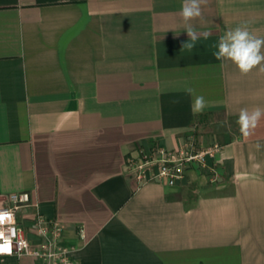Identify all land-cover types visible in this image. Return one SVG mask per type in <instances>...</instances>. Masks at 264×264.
<instances>
[{
  "label": "crops",
  "instance_id": "1",
  "mask_svg": "<svg viewBox=\"0 0 264 264\" xmlns=\"http://www.w3.org/2000/svg\"><path fill=\"white\" fill-rule=\"evenodd\" d=\"M182 2L0 0V200L30 193L18 219L33 245L41 215L80 264H264V119L251 136L236 123L264 110V72L213 55L245 22L264 38V0H208L192 49ZM188 140L222 149L175 185L129 170Z\"/></svg>",
  "mask_w": 264,
  "mask_h": 264
},
{
  "label": "built area",
  "instance_id": "2",
  "mask_svg": "<svg viewBox=\"0 0 264 264\" xmlns=\"http://www.w3.org/2000/svg\"><path fill=\"white\" fill-rule=\"evenodd\" d=\"M221 149L219 143L197 148L193 140H188L175 150L162 148L157 153L132 158L128 167L140 183L159 181L175 185L185 177L190 166L205 167ZM30 205L28 191L10 192L0 200V255H31L36 264H80L76 249L63 243L64 224L58 220L39 215L36 221L38 244L31 243L18 219L19 213Z\"/></svg>",
  "mask_w": 264,
  "mask_h": 264
},
{
  "label": "clouds",
  "instance_id": "3",
  "mask_svg": "<svg viewBox=\"0 0 264 264\" xmlns=\"http://www.w3.org/2000/svg\"><path fill=\"white\" fill-rule=\"evenodd\" d=\"M208 0H183L179 15L184 24V31L187 32L189 41L184 45L188 49L196 46L199 35L192 22L201 19L203 16V6ZM206 36V34H205ZM216 51L213 53L217 60L231 61L239 70L241 75H247L253 69L259 68L264 72V38L258 37L249 30L248 22H245L234 29L227 30L215 45ZM188 93L193 97L191 109L194 114L202 113L207 105L203 95H197L196 90L189 88ZM264 119V110L259 107L249 111L242 108L239 111L238 124L244 136L254 134L260 121ZM257 144L256 148L260 149Z\"/></svg>",
  "mask_w": 264,
  "mask_h": 264
}]
</instances>
